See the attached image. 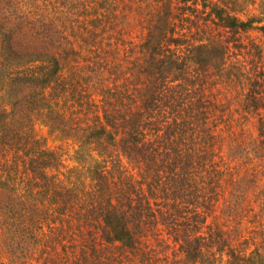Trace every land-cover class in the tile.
<instances>
[{
  "label": "trees",
  "instance_id": "1",
  "mask_svg": "<svg viewBox=\"0 0 264 264\" xmlns=\"http://www.w3.org/2000/svg\"><path fill=\"white\" fill-rule=\"evenodd\" d=\"M232 64L248 84L235 103L222 89L234 77L214 82ZM40 115L78 146L71 173ZM262 189L264 10L0 0V264H137L144 229L162 227L186 259L215 264L235 256L220 229L234 227L236 197L264 229V193L250 203Z\"/></svg>",
  "mask_w": 264,
  "mask_h": 264
},
{
  "label": "rangeland",
  "instance_id": "2",
  "mask_svg": "<svg viewBox=\"0 0 264 264\" xmlns=\"http://www.w3.org/2000/svg\"><path fill=\"white\" fill-rule=\"evenodd\" d=\"M224 1L228 5V7L230 9H233L235 14L241 18H244L248 13H258L259 11L264 10V0H255V3H252L251 0ZM136 21L137 19H134V23H136ZM229 69L230 74H227L226 72L222 73L214 82H220L222 80H225L226 76L232 75L231 77H234L233 83L230 86H224V88L227 90H225L224 88L222 89L224 90L223 94L225 95V98H228L229 101L235 103L237 99H241V93H243L248 84L240 76L241 73L239 72L238 67L235 64H232ZM115 75L118 76L117 73H115ZM74 76L75 75H73V77ZM96 76L97 77L95 81H93L92 84H88L89 88L86 86V92L95 97H97L99 87L102 86L101 83L103 82V80H98L97 78L104 77L101 74H96ZM37 117H39V119L36 123V131L40 135L45 137L48 146H58V149L63 151L62 159L65 164V168L63 170L66 173H71L68 172V170H72L73 167L77 165L75 162L73 149H76L78 146L74 144L71 145L72 143L69 139L68 131L59 129L55 131H49L48 127L45 126V122H43L45 120V117L41 115ZM248 122H250V119L249 121L247 120L245 122V131L251 130V125L246 126L247 124H249ZM242 183L244 185L241 184L240 187H243V189L248 192V179L244 180V182ZM254 189H256L255 185H252V187L250 188V193L253 192ZM256 192L258 191L253 192V194ZM263 193L264 192L262 189L259 191V194H257L258 196L256 198H254V195L251 197V206L257 205L256 199L258 198V201H260L263 197ZM242 199L243 198L241 197H236L232 201L234 207L237 206V208L234 210V212L236 213L235 220L233 222H230L229 225L234 227H232V229H220L224 235L229 236V243L234 246L233 250H235V256L229 257L223 252L219 253L216 255L215 264H264V259L261 257H264V248L262 249L264 243V229H253V225L259 222V216L255 213L254 210L249 211V206H243L242 204L245 201H243ZM261 202V207H264V199ZM238 222L242 225H245V228L241 229V225L237 224ZM158 227L161 228L160 226ZM144 231L148 238L147 250L149 249L150 258L137 264H206L205 262L195 263L185 258L184 253L178 247L179 243L177 242V240L173 239L175 233L174 229H165L164 227H162L161 229H144ZM259 235L261 236L257 239L256 237H258ZM242 238L245 240L238 243L237 241L239 239L241 240ZM242 246H244V248H242ZM241 248L242 250L240 251ZM257 251L261 254V256H259V253ZM242 253H244V257H242ZM204 259H206L205 256Z\"/></svg>",
  "mask_w": 264,
  "mask_h": 264
}]
</instances>
